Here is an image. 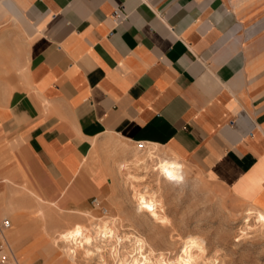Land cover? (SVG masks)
I'll return each mask as SVG.
<instances>
[{
    "label": "crops",
    "instance_id": "0c3cea01",
    "mask_svg": "<svg viewBox=\"0 0 264 264\" xmlns=\"http://www.w3.org/2000/svg\"><path fill=\"white\" fill-rule=\"evenodd\" d=\"M108 136L155 145L228 209L264 213V0H0L4 234L35 226L8 212L29 206L52 244L41 226L84 222L101 193L84 167ZM46 200L80 211L58 218Z\"/></svg>",
    "mask_w": 264,
    "mask_h": 264
},
{
    "label": "rangeland",
    "instance_id": "374dc122",
    "mask_svg": "<svg viewBox=\"0 0 264 264\" xmlns=\"http://www.w3.org/2000/svg\"><path fill=\"white\" fill-rule=\"evenodd\" d=\"M137 146L113 136L97 142L84 171L97 186L101 184V193L86 200V209L83 210L89 213L83 218L85 224L93 221L104 224L107 230L131 231L143 238L145 249L150 250L152 259L161 254L168 264H206L210 258L216 259L215 264H264V224L251 221V228L242 231L241 218L246 205L238 211L228 209L221 200L207 195L191 181L181 159L162 149L157 150L153 159L148 161V169L133 168L131 171L139 175V182H135L140 183L139 187L144 185L158 189L163 221L151 220L133 198L124 172L118 173L116 167L118 160L132 159ZM144 148V145L139 147L142 150L139 154ZM165 163L172 166L173 172L162 168ZM30 190L26 185L20 186L23 196L31 195ZM94 199L96 202H93ZM46 202L52 207L51 214L58 218L80 211L67 209L60 201ZM3 206L5 201L0 202V207ZM8 212L20 218L27 214L36 221L30 231L11 229L4 234L5 239L15 245V254L21 264H99L80 252L68 256L50 239L43 237L33 206ZM190 238L199 241L200 250L198 252L193 248L192 255L187 257L183 253V242ZM36 253L39 256L33 258ZM105 260L114 264L111 257L105 256Z\"/></svg>",
    "mask_w": 264,
    "mask_h": 264
},
{
    "label": "bare ground",
    "instance_id": "6f19581e",
    "mask_svg": "<svg viewBox=\"0 0 264 264\" xmlns=\"http://www.w3.org/2000/svg\"><path fill=\"white\" fill-rule=\"evenodd\" d=\"M144 146V151L141 154H139L142 151L139 149L140 146L135 147L132 153L133 158H122L118 160L116 167L118 173L124 172L125 179L131 186L133 198L137 201L140 209L146 211L151 220L162 222L163 215L161 214L158 189L145 187L144 185L139 187L140 183H135L139 182V177L137 178L139 175L136 176L133 174L134 172L131 173L133 168L137 170L139 168L146 169L149 166L148 161L153 159V155L157 151V146L155 145ZM171 167L166 163L162 164V168L166 172H173ZM140 177L143 178V176ZM37 213L40 218L43 216L42 210L39 209ZM241 220L243 225L242 231L244 229H250L251 221L260 225L264 224V213L248 207L243 211ZM41 230L44 232V235L52 239L56 247L71 257L72 255L75 256L74 254L77 252H80L85 258L95 259L99 264H108L105 256L111 257L114 260V264H168V261L161 254L152 259L150 250L148 252L145 249V242L139 235L131 231L117 232L115 230H107L102 223L97 224L89 221L85 224L82 221H77L71 227L57 231L53 236L45 231L44 226H41ZM193 248L199 252V241L193 238L184 240L183 253L188 255L187 257L192 255ZM215 263L216 259L214 258L206 260V264Z\"/></svg>",
    "mask_w": 264,
    "mask_h": 264
},
{
    "label": "built area",
    "instance_id": "2783aa9c",
    "mask_svg": "<svg viewBox=\"0 0 264 264\" xmlns=\"http://www.w3.org/2000/svg\"><path fill=\"white\" fill-rule=\"evenodd\" d=\"M113 15L117 17V13L113 12ZM142 142L138 141L136 144L141 146ZM96 202V199L93 200ZM10 222L9 219L3 217L0 219V264H19L14 254L12 253L11 247L8 241L5 239L4 231L9 227Z\"/></svg>",
    "mask_w": 264,
    "mask_h": 264
}]
</instances>
